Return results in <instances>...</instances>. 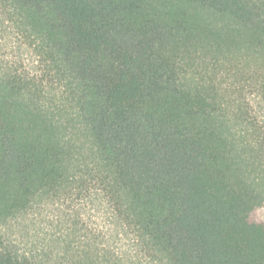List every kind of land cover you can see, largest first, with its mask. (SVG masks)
Here are the masks:
<instances>
[{"label":"trees","instance_id":"1","mask_svg":"<svg viewBox=\"0 0 264 264\" xmlns=\"http://www.w3.org/2000/svg\"><path fill=\"white\" fill-rule=\"evenodd\" d=\"M14 3L65 80L8 76L28 123L0 124V264H122L96 208L159 264H264V0Z\"/></svg>","mask_w":264,"mask_h":264},{"label":"rangeland","instance_id":"2","mask_svg":"<svg viewBox=\"0 0 264 264\" xmlns=\"http://www.w3.org/2000/svg\"><path fill=\"white\" fill-rule=\"evenodd\" d=\"M1 13L0 9V124H6L11 120H17L19 124L28 123V119L23 114L21 108L24 105L25 96L12 92L6 87L9 74L19 69L20 73L33 72L38 74L39 80H44L50 84V93H42V98L46 94L59 92V84L64 83V75L59 74L56 62L50 57L47 43H40L27 34L31 30L33 20L30 17V10L14 4L9 5ZM39 18L43 24L54 26L58 33H62V25L57 19L52 7H47L39 12ZM35 49L43 52L44 57H39ZM41 95H39V98ZM43 100V99H42ZM39 108L43 111L44 100ZM45 109V108H44ZM1 133V127H0ZM96 210H98L96 208ZM88 209L86 213L89 229H97L102 233L99 242L115 248L120 254L122 264H159L158 257L154 254V247L143 240L135 241L132 236L117 237L107 235L109 225L105 214L99 211ZM34 235V234H33ZM38 237V234H36ZM40 236V235H39ZM35 238V237H34ZM16 246L23 248L19 244Z\"/></svg>","mask_w":264,"mask_h":264}]
</instances>
